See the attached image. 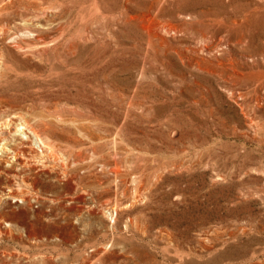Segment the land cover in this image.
<instances>
[{
	"label": "rangeland",
	"instance_id": "rangeland-1",
	"mask_svg": "<svg viewBox=\"0 0 264 264\" xmlns=\"http://www.w3.org/2000/svg\"><path fill=\"white\" fill-rule=\"evenodd\" d=\"M226 1L0 0V264H264V126L209 64L264 72V0Z\"/></svg>",
	"mask_w": 264,
	"mask_h": 264
},
{
	"label": "bare ground",
	"instance_id": "bare-ground-1",
	"mask_svg": "<svg viewBox=\"0 0 264 264\" xmlns=\"http://www.w3.org/2000/svg\"><path fill=\"white\" fill-rule=\"evenodd\" d=\"M226 1V0H225ZM194 2V0H192ZM196 2V1H195ZM227 2V1H226ZM213 3V2H212ZM199 4V3H198ZM208 4V3H207ZM217 4V3H216ZM189 5V4H188ZM193 6V5H192ZM190 7V6H189ZM203 7V6H202ZM205 7V6H204ZM192 8V7H191ZM125 10V9H124ZM26 12V11H25ZM210 12V11H209ZM147 13V12H146ZM192 15V14H191ZM178 16V15H177ZM243 16H239L238 19H241ZM189 19V18H188ZM191 19V18H190ZM196 21V20H195ZM202 21V20H201ZM185 22V21H184ZM216 22V20H215ZM196 23V22H195ZM189 25V24H188ZM192 25V24H191ZM188 28V27H187ZM197 31V30H196ZM192 32V31H191ZM195 32V31H194ZM204 32V31H203ZM198 36V35H197ZM205 36V35H204ZM191 38V37H190ZM211 38V36H210ZM153 39V38H152ZM201 39V38H199ZM228 39V38H227ZM188 40V39H187ZM196 40V39H195ZM208 40V39H207ZM221 41L220 34H217L213 36V39L211 41V44L207 46V50H212L217 44H219ZM243 41V35L240 33L239 35H236L235 42L237 44L242 43ZM189 42V41H188ZM187 42V43H188ZM198 44V43H197ZM200 46V45H199ZM198 47V46H197ZM186 48V47H185ZM184 48V49H185ZM187 50V49H186ZM190 51V50H189ZM214 51V50H213ZM186 53V52H185ZM192 53V52H191ZM230 53V52H229ZM193 54V53H192ZM201 55V54H200ZM199 55V56H200ZM193 56V55H192ZM216 56V55H215ZM245 56V55H244ZM248 57H253L252 54H247ZM185 57V56H184ZM190 57V56H189ZM202 57V56H201ZM214 57V56H213ZM235 57V56H234ZM196 59V58H195ZM202 59V58H200ZM207 60V59H206ZM198 61L199 59H196L195 62L191 65L198 67ZM188 63V62H187ZM210 67L213 68V71H211L213 74L215 73H224V77L222 78V83L225 86H228L229 89L232 90V93L234 92L235 95L239 98H242L241 101H238L236 97H234L235 102L240 107V115L241 119L244 122V127L249 128L251 126L258 125L259 128L261 126H264V108L259 105L260 101H264V87L260 88L259 91L256 90V85H258L256 79H251L255 77L262 76L264 77V72H262L260 69H253L252 65L244 66L243 64L239 63L238 59H232L229 57L226 58H220V57H214L213 60L209 61ZM207 66V65H206ZM199 68V67H198ZM204 68V67H203ZM186 69V68H185ZM201 69V68H200ZM189 72V71H188ZM187 72V73H188ZM211 73V74H212ZM194 75V74H193ZM203 76V75H202ZM219 76V75H218ZM196 77V76H195ZM220 78V77H219ZM230 80V82H229ZM211 82V81H210ZM209 82V83H210ZM198 83V82H197ZM188 85V84H187ZM197 87V86H196ZM205 92V91H204ZM204 95V94H203ZM202 95V96H203ZM191 96V95H190ZM190 100V99H189ZM186 101V100H185ZM249 107L251 108L252 112L249 113L244 110L243 107ZM201 114V113H200ZM258 128V127H257ZM250 129V128H249ZM174 131V130H173ZM175 132V131H174ZM21 133L23 134V131L21 130ZM35 134V133H33ZM25 136V135H24ZM36 139H38L39 142H42L40 137L35 134ZM44 145V144H43ZM116 173V171H115Z\"/></svg>",
	"mask_w": 264,
	"mask_h": 264
}]
</instances>
